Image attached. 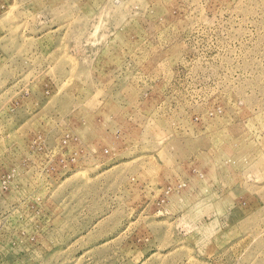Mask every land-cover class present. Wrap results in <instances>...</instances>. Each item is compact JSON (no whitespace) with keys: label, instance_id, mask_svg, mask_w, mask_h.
<instances>
[{"label":"rangeland","instance_id":"374dc122","mask_svg":"<svg viewBox=\"0 0 264 264\" xmlns=\"http://www.w3.org/2000/svg\"><path fill=\"white\" fill-rule=\"evenodd\" d=\"M0 264H264V0H0Z\"/></svg>","mask_w":264,"mask_h":264}]
</instances>
